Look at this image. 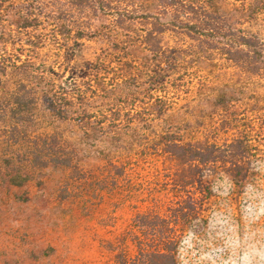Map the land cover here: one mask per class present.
I'll list each match as a JSON object with an SVG mask.
<instances>
[{"label":"rangeland","instance_id":"1","mask_svg":"<svg viewBox=\"0 0 264 264\" xmlns=\"http://www.w3.org/2000/svg\"><path fill=\"white\" fill-rule=\"evenodd\" d=\"M92 3L99 33L50 19L7 24L0 43L11 58L35 42L57 83L96 89L92 119L111 127L100 141L43 104L0 109V264H132L138 240L160 251L166 230L176 264H264V0ZM21 117L23 132L5 128ZM55 138L75 162H53Z\"/></svg>","mask_w":264,"mask_h":264},{"label":"trees","instance_id":"2","mask_svg":"<svg viewBox=\"0 0 264 264\" xmlns=\"http://www.w3.org/2000/svg\"><path fill=\"white\" fill-rule=\"evenodd\" d=\"M93 1L101 4L103 2V0H29L23 4L24 0H22L23 3L20 2L5 10L2 9L0 11V43L5 42V38L10 35L11 30L10 32L6 31L7 24L18 30H28L48 23L50 19L54 20L53 26L60 28L63 34L74 31L76 37L82 38L99 33L102 30V25L97 26L92 21L93 16L99 15L98 9L93 6ZM126 18L127 16L123 19ZM121 19L122 17L120 21ZM119 26L120 24L112 28V37L115 42L127 44L131 35L123 33L122 27ZM37 46L35 42H31L28 47L23 49V52L11 58L0 52V86L10 82L7 89V100L5 103H1L2 107L0 108L4 116L9 113H33V110L43 104L56 119L65 121L77 129L100 133L98 137H91L94 140L108 141L111 127H106V123L103 121L92 119L93 108L97 107L93 105L96 89L90 87L94 94L87 96L86 92L76 84L68 87L65 83H57L45 66L35 60L36 56L32 52ZM27 121L22 117L14 121L7 119L5 123L10 125H6L5 128L23 132ZM119 124L114 126L122 128ZM127 126L131 125L127 124ZM24 139V137H19L18 145H21ZM62 140L57 139L52 146L43 143L35 144V147L31 145L37 151L44 150L43 146L45 145L49 156L53 154L57 156V158L54 156L53 159L56 164L75 162L74 157L61 158L64 155L58 154L65 153L58 150L62 146H60ZM44 154L42 153V155ZM159 236L163 242V248L160 251L151 249L145 243L146 241L138 240L139 250L137 258L132 264H176L175 236L169 230L162 232Z\"/></svg>","mask_w":264,"mask_h":264}]
</instances>
